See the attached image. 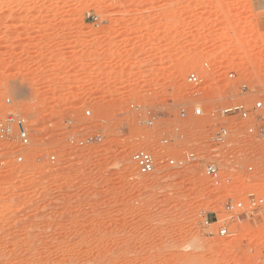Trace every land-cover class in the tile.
<instances>
[{
	"label": "rangeland",
	"instance_id": "374dc122",
	"mask_svg": "<svg viewBox=\"0 0 264 264\" xmlns=\"http://www.w3.org/2000/svg\"><path fill=\"white\" fill-rule=\"evenodd\" d=\"M257 102L264 0H0V120L32 141L0 140V264H264V219L225 212L264 198V112L220 115Z\"/></svg>",
	"mask_w": 264,
	"mask_h": 264
},
{
	"label": "built area",
	"instance_id": "2783aa9c",
	"mask_svg": "<svg viewBox=\"0 0 264 264\" xmlns=\"http://www.w3.org/2000/svg\"><path fill=\"white\" fill-rule=\"evenodd\" d=\"M233 77V75H231ZM188 83L196 89L203 87V79L192 73L188 76ZM10 103V100H7V104ZM264 112V104L262 102H257L253 109H247L244 105L234 104L220 111L221 116H235L243 120H249L253 112ZM88 114H90L88 112ZM193 115L196 117L203 116L204 111L200 107H195L193 109ZM188 112L186 110L181 111V117L186 118ZM262 121L264 122V113L261 116ZM248 133L251 135H257L264 137V125L259 128L250 127ZM229 138V133L227 129H217L212 142L215 144H227ZM0 140L3 142H12L15 141L19 143L23 148L30 147L32 144L30 131L28 123L24 117L13 112H8L5 117L0 120ZM94 137H86L79 142L80 146L90 144L94 141ZM165 144L168 143V140L164 141ZM195 153H189L182 160L169 159L168 164L171 166H184L187 162H192L196 159ZM52 161H55L56 157H51ZM133 159L137 165V169L140 175L149 176L155 173L157 168V163L155 158L145 150L137 151ZM17 160L22 162L24 160L23 156H17ZM206 174L213 183L214 186L218 187L221 183V174L219 165L215 161L206 162L205 165ZM225 212L231 219H236L238 221L254 219L260 217L264 219V198L256 196L255 194H249L246 202H236L228 201L225 205ZM219 237H230L232 235L229 227L226 224V221L222 223L218 230Z\"/></svg>",
	"mask_w": 264,
	"mask_h": 264
}]
</instances>
